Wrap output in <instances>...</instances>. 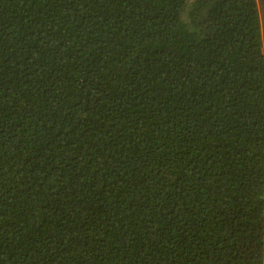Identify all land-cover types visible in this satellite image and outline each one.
Here are the masks:
<instances>
[{"label": "trees", "instance_id": "obj_1", "mask_svg": "<svg viewBox=\"0 0 264 264\" xmlns=\"http://www.w3.org/2000/svg\"><path fill=\"white\" fill-rule=\"evenodd\" d=\"M253 0H0V264H264Z\"/></svg>", "mask_w": 264, "mask_h": 264}, {"label": "snow or ice", "instance_id": "obj_2", "mask_svg": "<svg viewBox=\"0 0 264 264\" xmlns=\"http://www.w3.org/2000/svg\"><path fill=\"white\" fill-rule=\"evenodd\" d=\"M248 7L253 10L252 15L254 19L256 18V12L258 11L259 17L264 20V0H253Z\"/></svg>", "mask_w": 264, "mask_h": 264}]
</instances>
